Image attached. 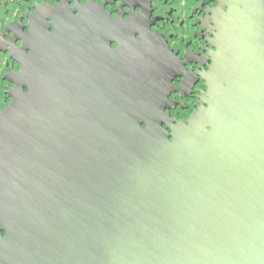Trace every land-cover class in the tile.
<instances>
[{"label":"water","instance_id":"1","mask_svg":"<svg viewBox=\"0 0 264 264\" xmlns=\"http://www.w3.org/2000/svg\"><path fill=\"white\" fill-rule=\"evenodd\" d=\"M225 1L185 121L161 41L84 11L34 40L0 111V264H264V0Z\"/></svg>","mask_w":264,"mask_h":264},{"label":"flooded vegetation","instance_id":"2","mask_svg":"<svg viewBox=\"0 0 264 264\" xmlns=\"http://www.w3.org/2000/svg\"><path fill=\"white\" fill-rule=\"evenodd\" d=\"M225 0H0V111L20 90L28 92L21 62L33 54L35 39L53 35L80 16L93 12L111 39L161 41L171 51L175 75L166 113L187 120L203 105L206 74L214 62L220 16ZM90 13V15H89ZM102 17L103 21H102ZM93 19L92 17H90ZM107 35V34H106ZM117 35V36H115ZM118 44L111 43L116 50ZM1 229V226H0ZM5 237V233L0 234Z\"/></svg>","mask_w":264,"mask_h":264}]
</instances>
